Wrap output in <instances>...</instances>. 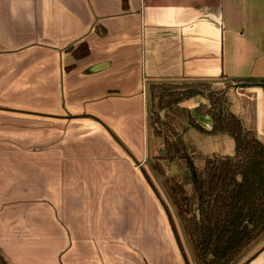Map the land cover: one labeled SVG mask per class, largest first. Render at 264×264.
<instances>
[{"label": "crops", "instance_id": "0c3cea01", "mask_svg": "<svg viewBox=\"0 0 264 264\" xmlns=\"http://www.w3.org/2000/svg\"><path fill=\"white\" fill-rule=\"evenodd\" d=\"M236 79L264 80V0H0L8 264H188L159 184L180 160L158 156L166 149L149 87L223 86L264 143V82L227 84ZM201 102L184 106L207 130L182 119L183 133L206 132L209 145H223L215 153H232L227 133L208 131ZM244 262L264 264V238Z\"/></svg>", "mask_w": 264, "mask_h": 264}, {"label": "trees", "instance_id": "16d2710c", "mask_svg": "<svg viewBox=\"0 0 264 264\" xmlns=\"http://www.w3.org/2000/svg\"><path fill=\"white\" fill-rule=\"evenodd\" d=\"M87 53L84 46L76 55ZM260 81L264 82L236 79L227 84ZM149 93L153 123H160L161 111L167 109L192 126L207 130L184 106L186 100L200 96L207 103L201 102L197 110L211 119L212 126L208 131L233 136L235 153L205 156L202 167L196 166L192 156L186 153L185 145L178 154L167 137H164L166 152L158 156L168 160L182 159L181 167L187 164L190 169L197 206L192 216L182 213V221L198 263L237 264L249 247L264 238L263 141L231 110L224 89H213L211 83L159 82L150 85ZM156 132L163 134L158 124ZM0 264H8L1 253Z\"/></svg>", "mask_w": 264, "mask_h": 264}, {"label": "rangeland", "instance_id": "374dc122", "mask_svg": "<svg viewBox=\"0 0 264 264\" xmlns=\"http://www.w3.org/2000/svg\"><path fill=\"white\" fill-rule=\"evenodd\" d=\"M213 89L221 90L225 89V87L214 84ZM164 111H167L168 115L165 118L161 115V122L157 124L165 137L169 139L170 143L175 145V150L178 154H181V148H183L185 145L186 153L192 156L196 166L202 167L204 165L203 157L214 154L216 150H222L223 145L208 144L206 140V132L200 133L193 130L188 131L190 129H187L186 134L185 130L183 133L182 130L184 129L185 125L183 124L182 118L167 109ZM205 117H207L209 120L207 125H210L211 119L208 115H205ZM204 126H206V124ZM175 127L182 135H184L185 141L182 137L177 135L175 132ZM226 135L228 136V139H230V141L235 144L233 136L228 133ZM163 138L164 136L162 139ZM157 140L162 141L161 138H158ZM233 148L234 149L232 153H227L228 155L235 153V145H233ZM227 149L230 150L231 145H227ZM182 162L183 160L181 159L180 165H182ZM159 184L161 185L163 194L165 196L164 198L162 197L164 199L163 202L166 205L168 214L172 220L174 230L182 244L186 254L185 257L189 264H199L195 256L194 247L186 233L182 221V213H187L188 215L192 216L194 211H196L197 206V198L194 193L191 173L188 165L185 164V167L178 168L177 171L176 169H173L171 175L160 180ZM256 244L257 243L249 247L244 255L252 250Z\"/></svg>", "mask_w": 264, "mask_h": 264}, {"label": "water", "instance_id": "95a60500", "mask_svg": "<svg viewBox=\"0 0 264 264\" xmlns=\"http://www.w3.org/2000/svg\"><path fill=\"white\" fill-rule=\"evenodd\" d=\"M149 180V179H148ZM149 182H150V184L152 185V187H153V189L155 190V192L157 193V195L160 197V199L162 200V198H161V196L158 194V192H157V190H156V188H155V186L153 185V183L149 180ZM165 205V204H164ZM167 209V208H166ZM167 213H168V211H167ZM168 216H169V214H168ZM169 219H170V221H172L171 220V218H170V216H169ZM184 253V252H183ZM186 261H187V259H186ZM188 262V261H187Z\"/></svg>", "mask_w": 264, "mask_h": 264}]
</instances>
